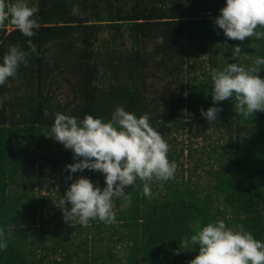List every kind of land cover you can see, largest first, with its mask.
<instances>
[{
    "label": "trees",
    "instance_id": "1",
    "mask_svg": "<svg viewBox=\"0 0 264 264\" xmlns=\"http://www.w3.org/2000/svg\"><path fill=\"white\" fill-rule=\"evenodd\" d=\"M76 4L79 15L72 14ZM225 4L35 0L30 6L39 9L34 36L25 37L5 22L0 64L11 45L27 54L28 63L0 85V231L8 243L0 250V264H188L197 248L191 243L181 247V241L190 240L196 221L201 227L217 220L227 227L242 225L264 243V112L245 119L231 100L214 104L211 96L212 69L223 70L229 63L253 66L255 57L264 58V40H228L214 23ZM234 46L242 48V55L233 56ZM260 67L264 78V65ZM117 107L137 118L149 114L150 125L163 137L186 134V141L201 138L208 143L200 154L189 143L186 180H170L168 186L151 183V199L143 195V182L137 178L126 189L131 204L123 207L122 200L114 201L121 206L115 216L119 229L98 219L87 227L68 224L56 205L67 187L63 194L55 191L42 173H58L55 183L69 186L73 173L66 166L79 162L50 138L54 114L80 120L91 115L107 122ZM209 107L222 109L214 125L201 114ZM200 118L202 128L196 122ZM199 171L214 180L206 194H199L202 187L190 181ZM217 199L228 219L213 207ZM72 236L79 237L76 243ZM116 244L120 260L114 257Z\"/></svg>",
    "mask_w": 264,
    "mask_h": 264
},
{
    "label": "clouds",
    "instance_id": "2",
    "mask_svg": "<svg viewBox=\"0 0 264 264\" xmlns=\"http://www.w3.org/2000/svg\"><path fill=\"white\" fill-rule=\"evenodd\" d=\"M38 12V8L28 6L25 0H0V28L8 21L25 37H32L34 29L39 28ZM72 14H80L78 4L72 7ZM214 23L228 40L242 42L251 37L264 40V31H257V28L264 29V0H226ZM28 44L35 52L30 40ZM26 55L17 45L8 48L0 64V85L15 78L21 64L27 66ZM240 55L242 48L234 46L233 56ZM262 65L264 58L257 56L253 66L247 68L229 63L223 70L212 69L213 103L231 100L235 112L245 119L256 112H264V78L259 76ZM220 111L222 109L218 107H209L201 114L214 125ZM44 115L49 116L47 109ZM51 133L50 138L71 150L73 160L79 161L66 166L70 173L87 169L104 176L102 190L85 177H79L69 185L60 201L64 222L68 224L75 221L87 226L92 219L114 223V201L122 200L123 207L130 205L131 195L126 189L134 185L137 178L143 182V195L151 199V182L154 179L167 181L176 171V165L169 163L167 157L169 146L150 125L147 113L137 118L123 107H117L107 122L91 115L80 120L55 113ZM65 204L69 207H64ZM193 233L190 240L186 237L181 241V247L191 243L197 248L198 254L188 264H264V243L256 240L242 225L227 227L224 221L217 220L201 227L196 221ZM3 237L4 233L0 231V250L8 247Z\"/></svg>",
    "mask_w": 264,
    "mask_h": 264
},
{
    "label": "rangeland",
    "instance_id": "3",
    "mask_svg": "<svg viewBox=\"0 0 264 264\" xmlns=\"http://www.w3.org/2000/svg\"><path fill=\"white\" fill-rule=\"evenodd\" d=\"M13 2H14V0H13ZM25 2L28 4V6H32V5H34L35 0H25ZM58 98H59V100L62 99L63 98L62 94H60L58 96ZM160 115L162 117V120H164V118L167 115L166 110L165 109L161 110ZM201 120H202L201 118L200 119H196V122L198 121L197 122L198 128H202L201 125H200V121ZM206 132H209V130L206 129ZM227 135H231L232 136L231 132L228 133ZM172 136L176 137V139L175 140H171ZM164 139H165V141L167 142V144L169 146L168 154L171 157V161H169V163H174L176 165V171H175L174 177L163 182V184H165V186H168L170 180H173L174 182H179V181H185L186 178H187V175H188V170L187 169L191 167V162H188V158H187V149H188L187 146H188V144L190 143V147L191 148L199 150L201 148V146L203 144L208 143V141L205 140L206 141L205 142L201 138H194V139L191 138L189 141H186V134L177 135V136L171 134V135L164 136ZM200 153H203V151L201 149H200V151L197 154H200ZM201 157H202L201 159L204 160L205 155L201 156ZM199 158H200V156H199ZM210 162L207 163V165H206L207 169H208V164H210ZM180 164L183 165V166L181 167ZM212 169H215V166H213ZM42 173H45L46 178H49L50 182L52 181V183L55 184L54 188H53V189H55V191H57L59 189L58 191L61 194H63L64 192L61 189H65L66 187L68 189L69 186H65V184L63 185L62 182H60V184H56L55 183V181L58 178V176H57L58 173L57 174H51V173H49V171H47L45 169L42 171ZM83 173H84L83 177L90 179L91 182H93V184L95 186L101 188V190L105 187L104 176L101 173H99V172H94V171H90V170H87V169H85L84 171L79 172L77 174L73 173L72 181H69V185L75 179H77L79 177H82L81 175ZM191 176L192 177H191L190 181L191 182H196L199 185V187H202V191L198 192L199 194H206V193L211 191V186H212V183L214 182V180L210 176L205 174L203 171H199L196 174L191 175ZM154 182H156V184H158V185L161 184V181H157L155 179L151 183H154ZM199 190H201V188H199ZM41 195H43V193ZM44 195H46V194H44ZM213 197H211V199H213ZM53 199H55V198H53ZM56 201H57L56 205L61 209V207H62L61 202H60L61 199L60 200L57 199ZM213 205H214L213 207L217 208L220 212L224 213L223 218L224 217L226 219L229 218V215L226 213V211L223 209V207L220 204V199H217V200L213 201ZM64 207H69V205L65 204ZM120 208H121V206L115 205L114 211H115L116 215H117L118 211L120 210ZM71 222L76 223L75 221H71ZM120 222H121L120 220H115V222L111 223V224H113L114 226H116L118 228ZM73 226L75 227V225H73ZM89 236H90V234H88V237ZM99 236H101V233H99ZM72 238H73L74 243H76L79 237L75 238L74 236H72ZM116 238L117 237L112 238V239L115 240ZM106 244L107 243H102V246H104ZM118 245H120V244H116V249L114 251V257H117L118 260H120L121 259V252H119ZM97 246H98V248L102 247L100 244H97ZM98 250H100L101 252L103 251L102 249H98ZM118 252H119V254H118Z\"/></svg>",
    "mask_w": 264,
    "mask_h": 264
}]
</instances>
